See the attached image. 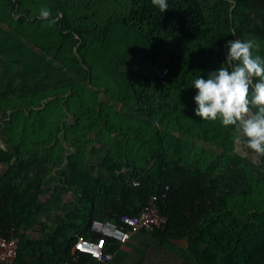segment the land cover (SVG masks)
I'll use <instances>...</instances> for the list:
<instances>
[{
    "label": "trees",
    "instance_id": "obj_1",
    "mask_svg": "<svg viewBox=\"0 0 264 264\" xmlns=\"http://www.w3.org/2000/svg\"><path fill=\"white\" fill-rule=\"evenodd\" d=\"M233 32L264 56V0H168L163 13L151 0H0V110H11L0 148V236L17 239V262L28 250L29 264H106L72 255L74 236L96 239L92 219L119 224L155 196L165 224L141 233L178 251L184 264H264V171L234 151L230 128L194 116L188 87L220 66ZM133 58L167 74L123 69ZM49 98L58 100L41 108L37 123L52 129L31 135L37 145L25 149L22 122L31 113L23 102ZM66 113L71 123L62 122ZM60 132L73 148L61 184L74 190L77 205L43 239H29L46 166L62 163ZM182 134L229 154L210 160ZM95 143L104 153L97 169L110 173L105 180L82 168L92 160L86 146ZM223 170L237 174V183L222 181ZM184 239L185 246L173 243ZM118 247L106 242L112 254Z\"/></svg>",
    "mask_w": 264,
    "mask_h": 264
},
{
    "label": "clouds",
    "instance_id": "obj_2",
    "mask_svg": "<svg viewBox=\"0 0 264 264\" xmlns=\"http://www.w3.org/2000/svg\"><path fill=\"white\" fill-rule=\"evenodd\" d=\"M163 13L168 0H151ZM41 15L47 17L48 11ZM225 44V57L220 66L206 75L191 79L195 89L193 113L201 121H219L230 128L235 142L264 156V56L254 52L252 39L235 36Z\"/></svg>",
    "mask_w": 264,
    "mask_h": 264
},
{
    "label": "crops",
    "instance_id": "obj_3",
    "mask_svg": "<svg viewBox=\"0 0 264 264\" xmlns=\"http://www.w3.org/2000/svg\"><path fill=\"white\" fill-rule=\"evenodd\" d=\"M137 59L138 58L135 60ZM193 139L196 140L194 137ZM237 145L238 148L239 146L241 148L239 154L242 157L249 154L248 152L246 155L243 154L245 145H243L242 141L237 142ZM253 159L256 161L258 158L255 156ZM259 160H261L260 156ZM86 166L82 168L92 176H96L101 180L110 177V173L106 171L97 169L96 171L91 172L88 171L89 169H86ZM66 172V163L62 159L61 165L50 169L49 175L45 176L42 195H40L37 204L38 207L32 218L31 225L27 227V238L35 240L43 239L46 235L51 233L54 226L62 217L76 208L77 197L74 190H67L61 184L62 175L67 174ZM62 210L64 211L63 214ZM173 243L175 245L179 244L185 246L186 240H181L178 243L174 241ZM47 251L48 250H45L44 252ZM176 253L179 252L175 250L170 251L163 246L161 242L155 240L149 235L136 233L133 234L124 245L118 247L114 254H112V259L106 264H184V258ZM19 260V264L25 263L26 260L31 261L30 252L28 250H21L19 252Z\"/></svg>",
    "mask_w": 264,
    "mask_h": 264
},
{
    "label": "built area",
    "instance_id": "obj_4",
    "mask_svg": "<svg viewBox=\"0 0 264 264\" xmlns=\"http://www.w3.org/2000/svg\"><path fill=\"white\" fill-rule=\"evenodd\" d=\"M147 66L151 70V75L158 78H163L167 74L166 68L156 69L151 63H148ZM137 183V181L132 182L133 185H137ZM165 221L166 219L159 211L156 197L151 196L136 216L124 215L120 218L119 224L110 220L92 219L89 223V230L98 237L83 239L81 236L75 235L71 254H87L97 261L108 262L112 259V253L106 249V242L113 241L122 246L133 234L162 229ZM17 258V239L0 236V264H19Z\"/></svg>",
    "mask_w": 264,
    "mask_h": 264
},
{
    "label": "rangeland",
    "instance_id": "obj_5",
    "mask_svg": "<svg viewBox=\"0 0 264 264\" xmlns=\"http://www.w3.org/2000/svg\"><path fill=\"white\" fill-rule=\"evenodd\" d=\"M136 58H133L131 60H129L127 62V64H125V66L123 67V69H126L130 72H134V73H138V74H143V75H150L151 74V70L150 68L147 66V64H143L141 62V60L138 58L137 60H135ZM78 78H75L74 81H77ZM84 87L86 88H89V86L85 83L83 84ZM95 94L97 95V97L99 98L100 101L104 102L105 104H107L109 107L113 108V109H116V110H119L121 108H119L118 106V103L114 100H112L111 98L107 97L104 95V93L102 92V90H95L94 91ZM63 98L65 99V96H63ZM54 99H57V98H49L47 99L46 101L44 102H36L35 100H32V101H27V102H23V105L24 107H22V109H24L25 112H30L31 115L29 116V118L27 120H23V124L25 125V129L22 133L23 135V147L25 149H31L33 146L36 147L35 145H37V142L33 141V140H37L35 138H31V135H34V136H39V135H42V133L44 131H46L47 129H52L51 127V124L52 122H49L47 120L43 121L41 124H38L37 123V115H38V112L41 110L42 107H44V105L46 103H48L49 101H52ZM58 100V99H57ZM21 103L19 101H16V106L20 105ZM11 113V110H6L5 112V116L4 114L2 113V111L0 110V148H5L7 146V140H6V136L5 133L8 132V125H7V122H8V119H9V115ZM52 114V112H51ZM19 117H20V113L17 114ZM54 115H56L53 111V117ZM143 119V118H142ZM61 121V120H60ZM73 120H72V117L70 116V114L66 113L65 114V118L62 120V122H68V123H71ZM21 121L18 120V124H20ZM16 134L14 133V130L13 132H11V136L14 137V141H18L16 136ZM182 140H186L188 141L189 143L195 145L196 147L198 148H204L206 149V151L208 152V154L211 155L210 157V160H214L216 159V157H222V156H225V155H228L229 152L228 151H225V150H222V149H219L215 144L213 143H205L201 138H197V137H194L196 140L193 139V137H189L185 134H182ZM58 138L60 140V144L63 146L64 148V151L63 153L61 154L64 158V162L67 163V158L72 152H73V148H71V146L67 143H64L62 141V138H63V133L60 132L58 134ZM58 143V142H57ZM244 145V144H243ZM238 148V145H236L234 151H239L241 152V148L240 149H237ZM22 149V148H21ZM86 149L87 151H89V154L92 155V160L90 161V163L87 164L86 166V169H89L88 171H96L97 170V165H96V161L100 160L103 156V152L100 151L98 149V145L97 143H95L94 145L93 144H90L88 146H86ZM20 150V149H19ZM246 148H244V153L243 154H247V152L249 153L248 155H246L244 158L245 160H249L252 162V167L254 166H258L261 170L264 171V168L261 166L260 164V160H259V156L258 154H255L254 152L250 151ZM238 152V153H239ZM215 155V156H214ZM257 157L258 159L255 161L253 158L254 157ZM34 166H31V168H33ZM47 172L45 174V176L49 175V168L46 166V169H45ZM220 179L222 181H229L232 182V183H237V179H238V175L237 174H232L229 172H227L226 170H223L222 172H219V176ZM236 185V184H235ZM63 210H62V214H63ZM135 254V253H134ZM137 254V253H136Z\"/></svg>",
    "mask_w": 264,
    "mask_h": 264
}]
</instances>
